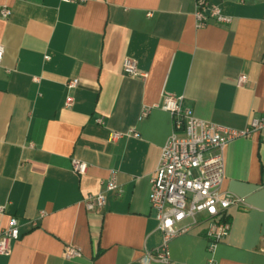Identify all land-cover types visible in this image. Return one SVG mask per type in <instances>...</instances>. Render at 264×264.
<instances>
[{
	"label": "crops",
	"instance_id": "crops-1",
	"mask_svg": "<svg viewBox=\"0 0 264 264\" xmlns=\"http://www.w3.org/2000/svg\"><path fill=\"white\" fill-rule=\"evenodd\" d=\"M208 1L231 23L197 29L195 0H0V231L20 226L0 264H160L149 198L172 132L164 100L234 130L264 116V0ZM124 59L143 76L124 75ZM113 172L118 192L86 211ZM222 191L244 203L226 210L228 237L210 254L200 224L170 243L169 264H264V130L226 145ZM68 246L81 256L64 258Z\"/></svg>",
	"mask_w": 264,
	"mask_h": 264
},
{
	"label": "built area",
	"instance_id": "built-area-1",
	"mask_svg": "<svg viewBox=\"0 0 264 264\" xmlns=\"http://www.w3.org/2000/svg\"><path fill=\"white\" fill-rule=\"evenodd\" d=\"M74 3L81 0H65ZM9 10H0V17L6 19ZM195 27L205 28L209 22L230 24L231 18L224 16L218 6L208 0H195ZM4 47L0 44V65L2 64ZM48 59L47 57L45 58ZM122 72L126 76L140 78L143 76L135 61L124 59ZM36 81V79H34ZM246 83V78L239 77L237 86ZM77 85V80L67 84L71 89ZM72 98L67 97L65 107L72 104ZM162 110L172 118V132L161 149L158 163L150 179V209L157 223V230L162 235L159 248L154 255L160 264L170 262V243L177 237L188 233L200 224L206 225V236L209 240L208 253L212 254L216 245L226 239L230 232L226 210L244 205L236 195L222 191L224 180V149L226 145L237 139L250 138L264 130V116L253 119L243 130H234L212 123L203 122L184 108L181 100L166 98ZM148 109H143L141 117H145ZM101 125L102 120H97ZM123 134L113 133L112 141L123 137ZM125 136L135 137L133 130ZM72 170L78 176L86 174L87 165L78 160L71 161ZM118 192L116 173H111L105 183L104 192L89 194L83 200L86 211H99L106 204V193ZM3 208H0V213ZM45 214L40 213V217ZM32 226H36L33 222ZM20 238V226L16 218H10L8 227L0 231V255L9 253L11 242ZM64 258L72 259L81 256L77 248L66 247ZM153 255L146 254L143 264H152ZM206 264H215L212 260Z\"/></svg>",
	"mask_w": 264,
	"mask_h": 264
}]
</instances>
